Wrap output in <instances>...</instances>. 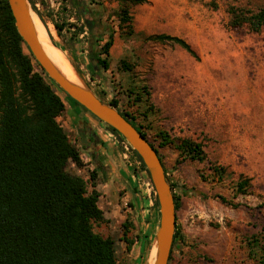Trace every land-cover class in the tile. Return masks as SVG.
I'll use <instances>...</instances> for the list:
<instances>
[{
  "label": "rangeland",
  "instance_id": "obj_1",
  "mask_svg": "<svg viewBox=\"0 0 264 264\" xmlns=\"http://www.w3.org/2000/svg\"><path fill=\"white\" fill-rule=\"evenodd\" d=\"M28 1L33 18L37 15L49 33L50 46L79 69L100 98L117 99L121 110L135 115L159 150L180 205L181 237L168 264H255L262 259L264 28H234L231 9L255 12L264 0H85L81 9L73 0ZM122 5H127L130 21L121 19ZM87 18L94 21L93 28L100 26L97 34L103 31L101 44L113 35L108 71L94 67ZM157 34L185 39L197 56L176 42L153 39ZM60 95L66 108L57 120L81 152V164L70 162L68 169L82 176L91 192L97 177H92L91 160L82 156L85 133L89 125L109 128L67 94ZM162 135L172 142L163 145ZM183 139L201 143L206 159L181 160L176 144ZM114 141L125 150L121 139ZM123 160L136 176L134 189L142 205L123 186L119 210L111 216L107 199L99 195L104 218L94 222V230L114 239L118 264H137L138 256V264H149L160 226L156 191L143 184L151 177L133 151ZM216 166L226 169L223 182L212 180ZM245 178L251 187L242 193L236 185Z\"/></svg>",
  "mask_w": 264,
  "mask_h": 264
},
{
  "label": "trees",
  "instance_id": "obj_2",
  "mask_svg": "<svg viewBox=\"0 0 264 264\" xmlns=\"http://www.w3.org/2000/svg\"><path fill=\"white\" fill-rule=\"evenodd\" d=\"M73 1L80 9L84 7L85 0ZM231 13L234 28L248 25L255 32L264 28V7L255 12L233 7ZM119 14L123 21L132 19L127 5H122ZM98 26L90 32L93 61L97 62L94 67L108 71L114 38L110 34L101 44L103 31L97 34ZM83 30L84 25L80 32ZM152 38L176 42L197 56L183 38L169 34ZM61 92L65 93L24 43L8 1L0 0V264H118L114 239L94 230V222L104 218L98 203L99 191L88 192L85 179L68 169L70 162L81 164V152L57 120L66 108ZM106 103L117 108L150 141L137 117L121 110L117 99ZM107 126L124 140L114 127ZM162 137L163 145L172 142L166 135ZM150 143L161 158L155 144ZM176 148L181 160L206 159L201 143L183 139ZM131 149L148 172L138 152L132 146ZM225 176L226 169L214 167L213 181L223 182ZM171 186L178 209L179 197L175 186ZM236 187L239 192H247L250 179H242ZM215 197L233 204L222 195ZM155 205L158 207L157 196ZM180 237L177 225L171 254ZM255 264H264V257Z\"/></svg>",
  "mask_w": 264,
  "mask_h": 264
},
{
  "label": "water",
  "instance_id": "obj_3",
  "mask_svg": "<svg viewBox=\"0 0 264 264\" xmlns=\"http://www.w3.org/2000/svg\"><path fill=\"white\" fill-rule=\"evenodd\" d=\"M7 1L19 34L48 76L67 95L86 107L100 120L114 127L142 158L156 191L160 214V226L155 236L156 256L154 264H168L177 227V209L173 189L158 152L117 108L101 99L84 80L83 84L72 82L55 65L39 40L29 1ZM86 23L89 30H92L95 25L94 21L87 18ZM93 63L96 64L97 62L93 61Z\"/></svg>",
  "mask_w": 264,
  "mask_h": 264
},
{
  "label": "crops",
  "instance_id": "obj_4",
  "mask_svg": "<svg viewBox=\"0 0 264 264\" xmlns=\"http://www.w3.org/2000/svg\"><path fill=\"white\" fill-rule=\"evenodd\" d=\"M92 126L89 125V132L86 131L85 133L83 141L84 153H82V156L92 162L90 170L97 177L94 189L99 191L100 199L104 197L107 199L106 204L109 206L112 216L119 210L118 191L123 186H128L135 202L138 205H142L139 194L134 189L136 188V183H134V179L131 176V170L126 167V162L123 160V157L126 156L125 150L119 149L120 146L116 145L117 142L109 137V130ZM101 154L104 155V159ZM154 212L156 213V210ZM106 213H109V211ZM143 249H145V245H143ZM137 258L135 262L138 264L140 256Z\"/></svg>",
  "mask_w": 264,
  "mask_h": 264
},
{
  "label": "bare ground",
  "instance_id": "obj_5",
  "mask_svg": "<svg viewBox=\"0 0 264 264\" xmlns=\"http://www.w3.org/2000/svg\"><path fill=\"white\" fill-rule=\"evenodd\" d=\"M33 21H34L35 29H36L37 35L39 37V40H40L43 48L45 49V51L47 52V54L51 58V60L55 63V65L61 70V72L69 80H71L72 82L78 83V84H83L82 77L77 73V71L72 66V64L68 60V58L64 54L60 53L56 48L53 49L50 46L49 33H48L46 27L44 26L43 22L40 20V18L37 15H34ZM60 55L65 58L68 66L63 61V59L61 58ZM261 99L262 98H259L257 101L260 102ZM262 103H264V99H263ZM155 256H156V246H154V248L151 252V255L149 258V264H154Z\"/></svg>",
  "mask_w": 264,
  "mask_h": 264
},
{
  "label": "built area",
  "instance_id": "obj_6",
  "mask_svg": "<svg viewBox=\"0 0 264 264\" xmlns=\"http://www.w3.org/2000/svg\"><path fill=\"white\" fill-rule=\"evenodd\" d=\"M52 2H54V1H52ZM59 8V7H58ZM57 8V9H58ZM87 33V30H85V32H84V34H86ZM84 34H82V35H84ZM109 135L112 137V138H114V139H120V138H118L112 131H110L109 132ZM122 144H123V147H124V149H125V157H128V153L129 152H131L132 151V149H131V145H130V143L126 140V139H124V140H122ZM138 163H140L141 164V162L138 160ZM133 177L134 178H136V176H134L133 175ZM140 178V177H139ZM143 184L147 187V188H149L150 190H153L154 191V186H153V184H152V181L150 180L149 182H146V181H144L143 182Z\"/></svg>",
  "mask_w": 264,
  "mask_h": 264
}]
</instances>
